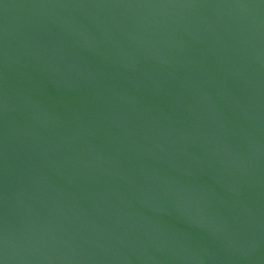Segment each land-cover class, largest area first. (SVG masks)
<instances>
[{
    "label": "water",
    "instance_id": "95a60500",
    "mask_svg": "<svg viewBox=\"0 0 264 264\" xmlns=\"http://www.w3.org/2000/svg\"><path fill=\"white\" fill-rule=\"evenodd\" d=\"M0 264H264V0H0Z\"/></svg>",
    "mask_w": 264,
    "mask_h": 264
}]
</instances>
